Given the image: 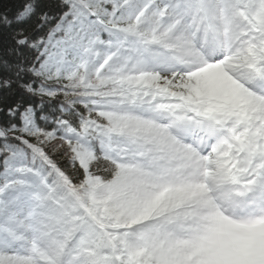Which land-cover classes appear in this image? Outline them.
<instances>
[{
	"label": "snow or ice",
	"instance_id": "obj_1",
	"mask_svg": "<svg viewBox=\"0 0 264 264\" xmlns=\"http://www.w3.org/2000/svg\"><path fill=\"white\" fill-rule=\"evenodd\" d=\"M0 264H264V0H0Z\"/></svg>",
	"mask_w": 264,
	"mask_h": 264
},
{
	"label": "trees",
	"instance_id": "obj_2",
	"mask_svg": "<svg viewBox=\"0 0 264 264\" xmlns=\"http://www.w3.org/2000/svg\"><path fill=\"white\" fill-rule=\"evenodd\" d=\"M19 0H4L5 10L18 7Z\"/></svg>",
	"mask_w": 264,
	"mask_h": 264
}]
</instances>
